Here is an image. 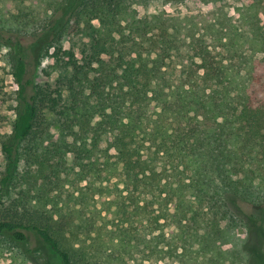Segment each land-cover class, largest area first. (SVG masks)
Wrapping results in <instances>:
<instances>
[{"label": "trees", "instance_id": "trees-1", "mask_svg": "<svg viewBox=\"0 0 264 264\" xmlns=\"http://www.w3.org/2000/svg\"><path fill=\"white\" fill-rule=\"evenodd\" d=\"M214 1L157 23L128 0H1L18 86L5 246L33 235L62 264H264V0L234 15ZM80 34L81 57L62 45ZM36 51L64 73L54 86L36 83ZM44 111L59 136L37 150Z\"/></svg>", "mask_w": 264, "mask_h": 264}, {"label": "rangeland", "instance_id": "rangeland-1", "mask_svg": "<svg viewBox=\"0 0 264 264\" xmlns=\"http://www.w3.org/2000/svg\"><path fill=\"white\" fill-rule=\"evenodd\" d=\"M226 4L225 10L230 15H234L235 8L247 4L248 0H222ZM129 11L138 20H149L159 22L163 18L171 17H191L199 13H207L218 7L214 0H128ZM0 6L1 0H0ZM47 8L44 0H38L36 10L43 12ZM6 9V8H5ZM44 17V15H42ZM96 23V22H95ZM90 40L84 35H71L64 37L62 45L72 48L79 57L85 45H90ZM38 50V49H37ZM34 58V59H33ZM30 62V69L35 72V81L40 86L56 84L60 75L59 68L55 65L52 57H40L38 51ZM34 60V62H33ZM66 74V73H65ZM18 86L12 77L11 62L8 49L0 48V176L4 169L5 161L1 152V141L11 132L15 120L16 93ZM58 117L50 112L44 111L41 115L39 125L29 141L34 149L41 150L49 141L57 139L59 136ZM105 145H109L107 142ZM67 161L72 165V157L68 156ZM6 203V207H7ZM5 206L0 207L5 208ZM59 207H48L47 211L60 220L63 214L58 212ZM103 210V209H102ZM103 215L111 217L107 210H103ZM248 229H240L241 238L247 236ZM0 264H62L60 260L35 236L30 235L29 239L23 243L15 245H4L0 241Z\"/></svg>", "mask_w": 264, "mask_h": 264}]
</instances>
